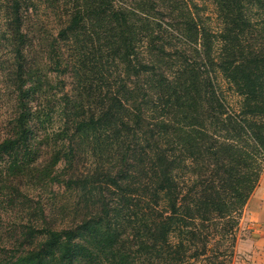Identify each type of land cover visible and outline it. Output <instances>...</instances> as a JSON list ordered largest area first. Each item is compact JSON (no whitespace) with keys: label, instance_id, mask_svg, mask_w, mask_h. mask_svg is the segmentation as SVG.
<instances>
[{"label":"trees","instance_id":"obj_1","mask_svg":"<svg viewBox=\"0 0 264 264\" xmlns=\"http://www.w3.org/2000/svg\"><path fill=\"white\" fill-rule=\"evenodd\" d=\"M40 1L47 39L36 0H0L16 100L0 192L56 182L65 203L31 204L0 262L226 264L264 170V0H209L217 30L194 0Z\"/></svg>","mask_w":264,"mask_h":264},{"label":"rangeland","instance_id":"obj_2","mask_svg":"<svg viewBox=\"0 0 264 264\" xmlns=\"http://www.w3.org/2000/svg\"><path fill=\"white\" fill-rule=\"evenodd\" d=\"M36 1L37 3L33 5V11L27 22L31 30L47 39L57 32L59 28L58 17L55 15V9L50 4L44 1L41 2L40 0ZM194 1L201 6V13L206 18V22L212 27V30H217L220 21L216 16L214 4L209 0ZM9 38L7 30H5L3 11L0 6V141L9 133L16 114L13 58L10 53ZM64 78L66 81L65 89H69L71 87L72 76L70 73H67ZM219 82L224 94L231 100V91L227 88L226 83L223 79H220ZM50 90L52 93L55 92L54 97L57 101L60 98V86L56 84V87H52ZM59 109V106L56 105L55 111L53 113L50 112L48 120L43 122V126L46 127L48 133L58 129L62 122ZM62 165L63 162L60 161L55 168L59 170ZM63 190L64 186L62 184L56 182L51 184L48 182L37 186L29 183L26 186H22L20 191L14 192L12 196L8 194V190L0 192V261L17 255L18 249L16 246L19 245V242L17 241L15 244L14 242L16 241L15 239L21 240L23 238L20 237L21 227L29 216L32 218V215L28 213L32 210L31 204L43 206L45 213H48V211L52 212L54 207V211H58L56 208L65 203V195L62 194ZM63 213L66 215L67 211L65 209L61 210L58 213V217L61 218ZM243 233L244 231L240 229L238 223L235 229L236 240L233 253L229 256L226 264H240V254H236L235 245L238 237L243 235Z\"/></svg>","mask_w":264,"mask_h":264},{"label":"crops","instance_id":"obj_3","mask_svg":"<svg viewBox=\"0 0 264 264\" xmlns=\"http://www.w3.org/2000/svg\"><path fill=\"white\" fill-rule=\"evenodd\" d=\"M239 226L244 231L235 245L240 264H264V170L242 209Z\"/></svg>","mask_w":264,"mask_h":264}]
</instances>
